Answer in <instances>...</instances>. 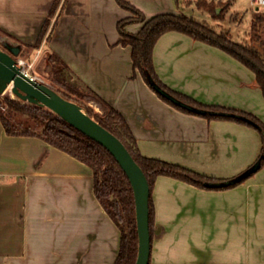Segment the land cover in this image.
Wrapping results in <instances>:
<instances>
[{"label": "crops", "instance_id": "1", "mask_svg": "<svg viewBox=\"0 0 264 264\" xmlns=\"http://www.w3.org/2000/svg\"><path fill=\"white\" fill-rule=\"evenodd\" d=\"M54 1L0 0L2 35L0 40L17 45L21 49L31 50L34 56L31 62L33 65L40 59L41 54L45 55V58L50 53L57 55L82 83L124 117L142 156L162 161L166 160L168 155L179 154L185 159L192 160L182 167L201 172V167L195 164V160L203 154L209 157L210 152H223L228 144L232 146L234 152L238 151V146L245 145L243 137L253 140L252 151H260L261 142L256 138L257 131L238 123H233L231 129H225L228 133L221 135L223 143H220L219 149L213 139L210 142L209 137L214 128L224 127L225 123L219 120L209 122L204 118L177 111L158 98L138 74L131 78L130 49L118 44L119 35L116 29L117 22L130 17V14L122 9L116 0H60L44 37L34 48L49 19ZM125 1L139 11L143 10L140 2L148 5L147 8L156 7L155 15L176 13L172 7V0ZM54 22H56L54 29L47 39ZM139 28L140 24H131L126 27V31L135 34ZM210 63H214V66H209ZM153 64L158 78L166 87L200 104L213 106L220 105H217L214 96H206L203 90L212 88L211 85L215 84V81L229 84L234 81V77L230 75L218 78L220 71L217 70L229 71L228 69L232 68L239 73L240 67L245 68L219 49L175 32L167 33L157 41L153 49ZM213 72L217 75H211ZM236 80L240 86L258 89L254 75L249 83H241L240 78ZM180 140L181 145H178ZM201 173L207 174L205 171ZM160 178L168 177H158L155 180L156 185ZM171 180L185 187L194 188L183 182ZM38 182L39 185L53 182L58 188L61 201L57 205L56 217L43 213L41 218L44 219H41V224L53 223L54 227L48 228L56 233L60 226L63 227V224L66 226L65 217H69L68 233V227L63 228L66 235L71 237L69 248L72 247V252L68 264H91L97 253L99 256L101 251L105 252L107 239L110 237L113 240L117 238V245L115 248L109 245L110 259L103 264H112L118 250L119 233L94 198L90 169L39 139L8 137L1 125L0 264L32 263L29 254L32 212L28 207L32 200L31 194H34L31 190L36 188ZM65 189L69 194H63ZM153 192L154 189L150 196L152 235L148 264H179L171 257V250L175 245L173 240L177 242L178 238L173 234L178 227L169 219L175 215L170 212V200L167 203L166 198L161 205L157 192L156 194ZM234 201L238 203L225 214L232 216L234 223L239 224L241 216H249V220L251 216H258L261 204L264 203V194L244 195L246 203L243 205L238 196ZM180 207L181 205H178V208ZM165 208H168L169 213L164 210ZM248 223L250 230L255 223L252 219ZM236 232L239 234L240 229L236 228ZM234 239L233 264H241L242 246L248 249L245 256L246 264H264V236L259 238L255 236L252 240L246 241L245 245L239 240L235 242ZM54 245L50 248L55 247ZM205 246L210 250L208 244ZM230 246V242H222L216 249L219 251ZM59 251L60 260H56V263L59 264L60 261L64 264V254ZM207 254L208 259L201 257L188 263L209 264L212 256L210 252H206ZM42 260L47 263L46 259Z\"/></svg>", "mask_w": 264, "mask_h": 264}, {"label": "trees", "instance_id": "2", "mask_svg": "<svg viewBox=\"0 0 264 264\" xmlns=\"http://www.w3.org/2000/svg\"><path fill=\"white\" fill-rule=\"evenodd\" d=\"M59 2L60 0L54 1L49 19L45 23L38 41L34 44V48L40 44L44 37ZM116 2L132 15L116 24L119 35L118 44L130 49L131 78H135L138 74L158 98L177 111L208 121H233L255 129L260 135L261 146L259 155L252 165L258 162L259 167L256 172L264 167V124L251 114L219 106L203 105L183 94L172 91L160 81L153 64V49L157 41L167 33H179L196 42L219 49L239 62L254 75L255 84L264 97V15L256 16L251 22V42L238 43L231 39L229 32L217 30L203 21L185 15L178 5L179 0H173L176 13L157 14L150 19H145L142 13L128 2L124 0H116ZM194 4L197 9L204 7L207 15H213V1L196 0ZM131 23L140 24V28L135 34L125 31V26ZM55 24L56 22L48 33L47 39L51 36ZM21 56L22 49L20 48V55L17 58L23 59ZM33 58L34 56L31 55L28 63H31ZM23 60L27 61L25 58ZM45 63L50 69L47 77L50 83L48 86L63 98L80 106L89 117L124 145L142 170L149 186L150 196L158 177H168L197 189L218 191L234 188L256 173L250 174L233 185L212 188L207 185L221 184L229 180L209 178L181 166L142 156L124 117L117 110L82 83L57 55L48 54ZM156 87L195 111L187 110L169 101L156 92ZM90 105L95 107L98 112L94 113L93 109L89 107ZM0 125L8 137L39 139L90 169L94 198L119 233L118 250L112 264H134L137 252V234L133 196L127 178L108 152L49 110L27 105L9 97H1V95ZM150 196L151 244L152 206Z\"/></svg>", "mask_w": 264, "mask_h": 264}, {"label": "rangeland", "instance_id": "3", "mask_svg": "<svg viewBox=\"0 0 264 264\" xmlns=\"http://www.w3.org/2000/svg\"><path fill=\"white\" fill-rule=\"evenodd\" d=\"M195 1L196 0H179L178 5L185 15L191 16L198 21H203L207 25L217 28V30L229 32L231 39L238 43L251 42V22L256 16L264 15V6H256L253 0H211L213 1L212 6L214 8V13L210 16L205 13L204 7L197 9L194 4ZM172 4L173 10L176 11L173 0ZM140 7L143 9L140 10V12L145 19H150L155 16L156 7L153 9L147 8L149 6L144 5L142 2H140ZM128 13L132 16L130 12ZM128 25L125 26V31ZM1 37L2 35L0 34V38ZM1 44L2 41L0 40V47ZM19 55L20 51L18 56ZM31 55V50L22 49L21 57H23V59L25 58L27 63L30 61L29 58ZM44 56L41 54L40 59L34 62V65L28 69V74L36 78L37 81H40L45 85H49L50 83L49 80H47V77L50 69L45 63ZM235 64V66H237V63ZM215 65L217 66V64ZM209 66H214V63H210ZM228 70L230 72L225 69L217 70L220 71L218 78L228 77L227 75H230L231 77H234L233 83L230 82L229 84L228 82L215 81V84L211 85L212 88L210 87L203 90L206 96H214L217 105H220L219 107L235 111L239 110L251 114L264 124V97H262L260 90H253L240 86L237 84L236 80V78H240L241 83H249V80H253L252 73L243 67H240L239 73L236 70L234 71L232 68H229ZM211 75L217 74L213 72ZM1 97H9L16 100L8 91L4 95H1ZM89 107L93 109L94 113L98 112L95 107L91 105ZM187 122L188 121H186V123ZM209 122H212V120ZM222 122L226 125H224V127L214 128L211 136L209 137L210 142L211 139H213L219 149L220 143H223L221 135L227 134L228 132H226L225 129H231L233 126L232 124L235 123L233 121ZM230 133L233 134L234 132ZM256 138L261 142L258 132H256ZM242 141L245 142V145L238 146V151L234 152L232 146H229L228 144V147H226L223 152H210L209 157H207V154L201 155L200 158L195 160V164L201 167V172L205 171L207 174H203L201 172L195 173L218 180H231L245 172L255 162L259 152H257V150L256 152L252 151V139L243 137ZM180 142L181 140L178 141V145H181ZM183 145H185V143ZM165 159L166 160L162 161L174 165L178 164L177 166L181 165V167L185 163L192 161L190 159H185L179 154L168 155ZM159 180L160 181H158L157 185L154 183L152 191L154 189L155 194L157 192L158 198L161 199V205L164 203L166 198L167 203H169L168 200H170V212L171 214L173 212L175 215L169 219H172L175 222L174 226L178 227L176 232L173 234L178 238L177 242L176 240H173L175 245L171 250V257L174 258L175 261L179 262V264H184V262L185 264H190L188 262L196 261V259L198 260L201 257L208 259L209 257L206 258V256H208V254L206 255V252H210V255L212 256L209 259V264H233L234 256L232 241L234 238L235 242L239 240L242 242V245H245L246 241L248 242L249 240H252L255 236L257 238L264 236V203L261 204V212L258 216H251L250 220L252 219L255 225L252 226L250 230L248 223L250 221L249 216H241L240 223L238 224L234 223V218L232 216L225 214L229 213L228 210L231 209L234 204L238 203L234 201L237 200V196L241 198V203L243 205L246 203V201H244V195L248 196L253 195L254 193L264 194V167L234 188L218 191L185 187L182 184L175 183L169 178H160ZM31 193L32 200H30L31 202L28 209L32 212L30 220L32 223L30 225L31 241L29 253L32 263L57 264L56 260H60L61 252L59 250H61L64 254V264H68L70 258L69 256L72 252V247L69 248V241L71 237L66 235L70 227L69 217H65L66 226L64 227V224L63 227L60 226L56 233L51 232L48 228L54 227L53 223L45 225L41 224V219H44L41 218L43 213H49L52 217H56L57 215V205L61 203L59 200L58 188L53 184V182H49L48 184L45 183V185H39L38 182V185H36V188L31 190ZM63 194L67 195L69 193L65 189ZM22 201L23 200H21V202ZM178 205H181V207L178 208ZM164 210L169 213L168 208H165ZM67 216L71 215L67 214ZM235 220H237L236 217ZM67 227L68 229L66 233L63 228ZM236 228L240 229L239 234H237ZM55 230L56 229H54V231ZM237 235H239L238 238ZM109 240L107 239L105 252L104 250L101 251L99 256V253H97V255L91 260V264H103V262L105 263L110 259V246H114L115 248V245H117V238L113 240V238L110 237ZM222 242H230L231 246L224 249L222 248L224 251H222V249L218 251L216 246L222 244ZM206 244L209 245L210 250H207L205 246ZM51 245H54L55 247L50 248ZM247 252L248 249L245 246H242L241 264H246L247 260L245 256ZM42 259H46L47 263ZM18 264L25 263L21 262ZM59 264H62V262L59 261Z\"/></svg>", "mask_w": 264, "mask_h": 264}, {"label": "water", "instance_id": "4", "mask_svg": "<svg viewBox=\"0 0 264 264\" xmlns=\"http://www.w3.org/2000/svg\"><path fill=\"white\" fill-rule=\"evenodd\" d=\"M19 51L20 49L17 45H12L8 42H2L1 44L0 95H4L6 91H8L11 96L21 103L49 110L69 126L94 141L108 152L127 178L133 196L137 234V252L134 264H148L150 257V190L142 170L132 159L124 145L114 135L89 117L80 106L63 98L48 85L29 78L16 61ZM155 90L174 104L187 110L195 111L179 103L159 88L156 87ZM258 167L259 164L256 162L245 172L232 180L221 184H209L207 186L216 188L233 185L256 172Z\"/></svg>", "mask_w": 264, "mask_h": 264}, {"label": "built area", "instance_id": "5", "mask_svg": "<svg viewBox=\"0 0 264 264\" xmlns=\"http://www.w3.org/2000/svg\"><path fill=\"white\" fill-rule=\"evenodd\" d=\"M253 2L256 4V6H264V0H253ZM16 61L18 62V64L22 67L23 72L32 80H36V78L30 76L28 74V69H30L33 65V63H27L25 60L21 59V58H17ZM27 69V70H26Z\"/></svg>", "mask_w": 264, "mask_h": 264}, {"label": "bare ground", "instance_id": "6", "mask_svg": "<svg viewBox=\"0 0 264 264\" xmlns=\"http://www.w3.org/2000/svg\"><path fill=\"white\" fill-rule=\"evenodd\" d=\"M7 92V91H6Z\"/></svg>", "mask_w": 264, "mask_h": 264}]
</instances>
